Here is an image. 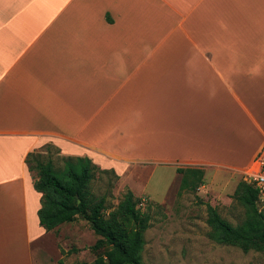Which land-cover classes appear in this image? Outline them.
<instances>
[{
  "label": "crops",
  "instance_id": "crops-1",
  "mask_svg": "<svg viewBox=\"0 0 264 264\" xmlns=\"http://www.w3.org/2000/svg\"><path fill=\"white\" fill-rule=\"evenodd\" d=\"M47 143L121 177L247 172L264 149V0H0V264H42L26 158Z\"/></svg>",
  "mask_w": 264,
  "mask_h": 264
},
{
  "label": "rangeland",
  "instance_id": "rangeland-1",
  "mask_svg": "<svg viewBox=\"0 0 264 264\" xmlns=\"http://www.w3.org/2000/svg\"><path fill=\"white\" fill-rule=\"evenodd\" d=\"M35 157L41 164L51 163L56 173L64 171L68 160L74 161V158L61 156L47 143L30 158L35 178ZM175 166H140L123 177L111 170H94L90 191L95 198H104L106 217L116 209L127 190L137 199V209L149 216L142 263L264 264L262 253H244L237 247L213 241L207 224V205L233 226L244 222L247 210L233 197L238 183L246 181L243 170H203V180L197 190L182 191V178L175 168L200 167ZM257 207L264 214V206L257 202ZM97 239L88 223L78 218L51 231L43 241L33 243V248L41 252L42 264H95L97 255L102 252L91 249Z\"/></svg>",
  "mask_w": 264,
  "mask_h": 264
},
{
  "label": "trees",
  "instance_id": "trees-1",
  "mask_svg": "<svg viewBox=\"0 0 264 264\" xmlns=\"http://www.w3.org/2000/svg\"><path fill=\"white\" fill-rule=\"evenodd\" d=\"M32 157L33 153H30L26 158L30 172L34 170L30 165ZM33 161L37 171L33 187L41 194L37 215L46 232L81 218L98 237L91 248L94 252L102 251L95 264H143L144 233L149 228L150 218L137 209V199L130 190L106 217L104 198L97 199L90 191L94 170L98 169L90 160H68L62 173H56L49 162L41 164L37 157ZM176 173L182 178L180 190L195 191L202 183L204 171L201 168L177 167ZM233 197L246 208V219L233 226L215 208L207 205L211 239L221 245L237 247L244 253L255 251L264 254V214L257 207L258 191L246 181H240Z\"/></svg>",
  "mask_w": 264,
  "mask_h": 264
},
{
  "label": "built area",
  "instance_id": "built-area-1",
  "mask_svg": "<svg viewBox=\"0 0 264 264\" xmlns=\"http://www.w3.org/2000/svg\"><path fill=\"white\" fill-rule=\"evenodd\" d=\"M245 174L246 182L258 191V203L264 206V149Z\"/></svg>",
  "mask_w": 264,
  "mask_h": 264
}]
</instances>
